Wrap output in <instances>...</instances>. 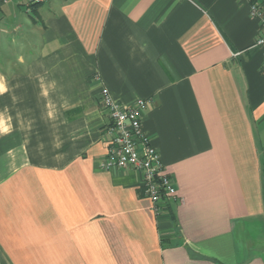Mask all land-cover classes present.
<instances>
[{
  "label": "crops",
  "instance_id": "0c3cea01",
  "mask_svg": "<svg viewBox=\"0 0 264 264\" xmlns=\"http://www.w3.org/2000/svg\"><path fill=\"white\" fill-rule=\"evenodd\" d=\"M261 23L250 0H0V264H264ZM101 85L152 99L157 210L101 167Z\"/></svg>",
  "mask_w": 264,
  "mask_h": 264
},
{
  "label": "built area",
  "instance_id": "2783aa9c",
  "mask_svg": "<svg viewBox=\"0 0 264 264\" xmlns=\"http://www.w3.org/2000/svg\"><path fill=\"white\" fill-rule=\"evenodd\" d=\"M37 1V0H33ZM250 14L258 18L264 28V1L250 0ZM262 49L261 71L264 74V32L255 41ZM152 102L151 98H137L130 105L116 100L104 85L100 87V103L107 112V153L101 167L133 168L142 174L141 189L158 209L164 197L176 193L172 178L164 171L159 152L150 137L142 130L140 114Z\"/></svg>",
  "mask_w": 264,
  "mask_h": 264
},
{
  "label": "rangeland",
  "instance_id": "374dc122",
  "mask_svg": "<svg viewBox=\"0 0 264 264\" xmlns=\"http://www.w3.org/2000/svg\"><path fill=\"white\" fill-rule=\"evenodd\" d=\"M0 65H1V61H0Z\"/></svg>",
  "mask_w": 264,
  "mask_h": 264
}]
</instances>
